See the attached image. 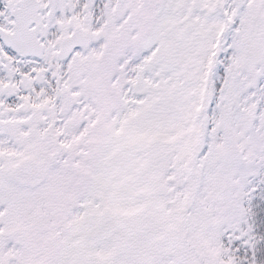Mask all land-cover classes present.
<instances>
[{"label":"snow or ice","instance_id":"6c2138e0","mask_svg":"<svg viewBox=\"0 0 264 264\" xmlns=\"http://www.w3.org/2000/svg\"><path fill=\"white\" fill-rule=\"evenodd\" d=\"M0 264H264V0H0Z\"/></svg>","mask_w":264,"mask_h":264}]
</instances>
